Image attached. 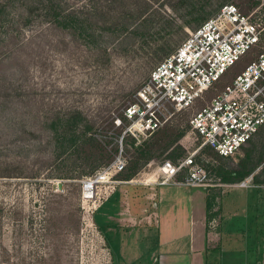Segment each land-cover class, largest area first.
Masks as SVG:
<instances>
[{
  "label": "rangeland",
  "instance_id": "374dc122",
  "mask_svg": "<svg viewBox=\"0 0 264 264\" xmlns=\"http://www.w3.org/2000/svg\"><path fill=\"white\" fill-rule=\"evenodd\" d=\"M63 1L70 6L86 3L89 9L93 3ZM203 3L204 10L187 15L180 0H159L154 9L159 8L162 16L150 11L155 22L144 37L123 29V24L130 30L135 26L133 18L141 1L119 0L116 11L110 13L111 0H100L103 11L109 12L107 17L111 20L116 14L120 20L87 45L54 24L22 26L23 7L18 0L8 5L7 25V0H0V264H201L207 231L214 245L209 264H248L249 260L264 264V182L255 184L253 179L262 174L264 181V161L244 180L249 186L242 187L244 181L223 182V175L231 176L242 161L248 162L247 150L254 152L253 160L264 154V127L233 157L221 158L208 148L200 151L197 160L201 159L205 166H200L211 178L208 186L179 184L185 173L163 185L158 173L164 162L177 164L199 149L201 141L189 124L192 115L232 84L264 42L227 69L188 111L169 108L170 119L158 133L140 143L128 138L123 147L127 169L100 184L97 199L83 195L82 182L121 152L123 131L115 121L135 102L136 93L159 62L148 63L145 54L156 44L158 33H174L177 47L201 17L211 14V18L222 6L234 4L252 16L264 34V0ZM169 20L175 24L189 20L193 27L176 33L167 25ZM180 132H185L180 143L168 146ZM144 142L151 152L150 162L125 181L133 163L139 161L135 148ZM179 145L185 150L182 155L176 152ZM116 190L125 198H139V203L131 201L134 209L146 206L155 211L153 227L146 223L137 227L119 223V227L113 213L110 219L117 227L102 225L99 217L106 210L96 213L104 198ZM205 191L207 202L205 197L191 199ZM208 198L215 202L212 212L216 215L210 221ZM222 231L220 252L215 245Z\"/></svg>",
  "mask_w": 264,
  "mask_h": 264
},
{
  "label": "built area",
  "instance_id": "2783aa9c",
  "mask_svg": "<svg viewBox=\"0 0 264 264\" xmlns=\"http://www.w3.org/2000/svg\"><path fill=\"white\" fill-rule=\"evenodd\" d=\"M262 33L252 16L234 4L222 6L191 32L170 57L152 70L136 93L135 102L116 119V126L123 131L121 152L112 163L82 182L84 198L97 199L99 185L126 169L123 147L128 138L140 143L159 131L170 119L169 108L188 111L227 69L261 44ZM189 124L201 145L178 164L164 162L158 169L160 184L167 185L185 173L179 184L208 186L211 178L197 163L200 151L210 148L221 157H233L264 126V47L232 84L192 115ZM241 186L249 185L244 181Z\"/></svg>",
  "mask_w": 264,
  "mask_h": 264
},
{
  "label": "trees",
  "instance_id": "16d2710c",
  "mask_svg": "<svg viewBox=\"0 0 264 264\" xmlns=\"http://www.w3.org/2000/svg\"><path fill=\"white\" fill-rule=\"evenodd\" d=\"M14 1L16 0H7V25H9L8 19L10 18V14H9L10 11L8 5L10 3L13 4ZM118 1L119 0H111L112 10H110V13L111 12L114 13L116 11L115 8H116V3ZM122 1L125 2V0ZM139 1L142 2V7L139 8L137 15L133 18L134 20L137 21L136 22L137 25L135 24V26L132 27L133 29L130 30L131 28H129L128 24H123V29L130 31L131 34L133 35H143L144 37H147L149 32L146 31V28L155 22V19L150 14V11L154 9V7L157 5V2H159V0H139ZM18 2H20L21 6L23 7L22 14L20 17L22 26L32 25L34 23L54 24L55 26H57L62 30L71 32L76 38L80 39L87 45L92 43L95 40V38H97L102 33V31L106 29V27L116 26L118 25L120 20V18L116 14H113L110 20V17H107V14L109 16V12L106 13L103 11V8L101 7L100 4V0H93L92 6L90 5L91 7L90 9L86 5V3H83L80 6H70L68 5L67 2L63 0H18ZM180 4L188 9L187 15H194L195 13L200 12V9L201 11L205 9L203 0H180ZM153 13L157 14L158 16H162L161 14L162 12L161 10H159V8H155L153 10ZM210 16L211 14H205L203 17H201L197 23L198 25L196 29L199 28L205 21L210 19L209 18ZM166 23L169 27L176 28V30L174 31L176 33L179 31H183L185 29H192L193 27L192 22L189 20H183L181 23H176V24L174 20H169ZM7 29L10 28L7 27ZM142 31L143 34H141ZM173 34L171 33L169 35H161L160 33H158L159 39L156 40V44L152 46L150 51L145 53L149 57L148 63H154L155 61H159L158 64H160L177 50V48L181 44L176 47L177 39L175 40L173 38ZM262 42H264V34H262ZM263 127L264 126H262L260 130ZM260 130L256 135L260 133ZM159 131H157L156 133H158ZM156 133H154L153 135H155ZM184 133L185 132L178 133L176 138L169 142L168 146L172 147L176 143H180L181 139H183L184 137ZM252 140L248 144L252 143ZM145 145L146 142H144V144H142L138 148H135V151L138 153L139 156L138 160L142 162L135 161L133 163V167H131L130 169L131 171L124 178L125 181L132 180L137 175V173L150 162L151 152L149 149H145ZM243 149L244 147L242 148V150ZM184 151L185 150L181 145L177 146L176 152L179 153L178 155H182ZM252 153H254L252 150L246 151V157L248 162L243 163L242 161L239 164L238 171H235L233 174H231V176L223 175L224 183L232 184V183L242 182L246 178L251 176L256 171V169H258L261 166V164L264 161V154L261 157L257 158L256 160H253ZM221 158L227 159L225 157H221ZM169 161L172 162V160ZM197 163L199 165H203L200 158L197 160ZM208 165H210L209 162L206 166L208 167ZM261 175L262 174H256L253 176L255 184H260L264 182L260 179ZM214 206H215L214 200L208 199L209 221L213 219V215H216L213 214L212 212L215 209ZM216 249H218L221 252L220 244L216 247Z\"/></svg>",
  "mask_w": 264,
  "mask_h": 264
},
{
  "label": "crops",
  "instance_id": "0c3cea01",
  "mask_svg": "<svg viewBox=\"0 0 264 264\" xmlns=\"http://www.w3.org/2000/svg\"><path fill=\"white\" fill-rule=\"evenodd\" d=\"M130 183H132V182H130ZM204 197L206 198V202H207L208 193L206 191L202 192V193H200V192L194 193L191 199L198 200V198H200L203 200ZM126 199H128V198H125V195L123 194V192L121 190H116L113 194H110L104 198V201L101 202V204L99 206V210L97 209L98 211L96 213V214H98L99 212H102L103 209L106 210L105 213L103 214L104 216L99 217V219L102 222V225L109 227V226H116L120 223V226H123L125 223L127 226H133L134 225L137 227V226L141 225V223H143V224L146 223L147 226L153 227L150 224L156 223V220H157L156 212L148 210L146 208V206H141V208H135L134 209L133 208L134 206L131 205V201L139 203V201H138L139 198L137 199L136 197L134 198V196H133V198L131 199V197H130L131 200L128 199L129 200L128 203H127ZM140 199H143V198L140 196ZM126 203L128 204L127 207H126ZM154 207H155V205H154ZM111 213L117 215L118 222L116 225L112 224V220L110 219V217L112 215ZM206 215L208 216V208H206ZM224 218H225V221H227L229 219L226 217H224ZM127 223H133V224L128 225ZM143 224L141 226H143ZM206 230H207V226H206ZM207 234H208V237L206 238V246H205L206 248L204 250L205 256L201 257V264H209V260H210L209 250L214 248V245H211L210 234L208 233V231H207ZM222 236H223V231L221 232V238H219V243H220L221 247H223V244H224ZM219 243L217 245H215V247H217L219 245ZM255 257H257L256 254H255ZM250 263L251 262L249 260L248 264H250ZM196 264H198V262Z\"/></svg>",
  "mask_w": 264,
  "mask_h": 264
}]
</instances>
